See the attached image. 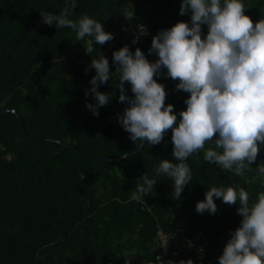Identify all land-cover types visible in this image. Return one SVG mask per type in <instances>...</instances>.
<instances>
[{
  "label": "trees",
  "instance_id": "16d2710c",
  "mask_svg": "<svg viewBox=\"0 0 264 264\" xmlns=\"http://www.w3.org/2000/svg\"><path fill=\"white\" fill-rule=\"evenodd\" d=\"M72 2L0 0V110L6 109L0 113V264H218L240 226L238 205L214 198L215 215L198 214L195 205L210 187L237 184L255 201L264 192V177L256 172L264 164V145L252 171L238 177L204 160V152L214 148V141L206 143L187 158L191 180L176 200L173 181L154 173L162 160L177 163L171 130L159 145L129 139L118 123L128 105L118 102L112 53L127 45L155 62L158 57L148 54L152 37L178 22L191 26V14H179L182 0H75L69 19L87 15L113 34L98 45L92 37L78 41L70 28L42 23L40 13L59 15ZM241 2L253 23L264 19V0ZM137 25L145 34L135 33ZM201 29L203 37L207 26ZM134 36L140 37L136 44ZM89 46L92 53L86 52ZM100 55L109 61L110 79L97 90L110 102L94 116L85 105L95 101L85 92L96 73L85 69ZM155 79L164 85L165 105L173 106L178 123L189 94L175 90L178 81L166 78V69ZM124 87L131 98V86ZM144 174L157 184L145 203H137L131 193ZM253 177L255 183L245 182ZM178 228L188 242L173 239L169 249L177 255L156 261L162 252L157 230L171 234Z\"/></svg>",
  "mask_w": 264,
  "mask_h": 264
},
{
  "label": "clouds",
  "instance_id": "9594fccd",
  "mask_svg": "<svg viewBox=\"0 0 264 264\" xmlns=\"http://www.w3.org/2000/svg\"><path fill=\"white\" fill-rule=\"evenodd\" d=\"M75 7L73 0L59 15L40 13L42 23L70 28L78 41L92 37L95 44L104 45L113 40V34L106 33L101 23L87 15L76 21L69 19ZM189 13L191 26L178 22L152 37L148 54L158 57L155 62H149L139 48L130 52L127 45L112 53L119 77L118 102L128 105L118 116V123L129 139L159 145L171 130L172 155L177 163L162 160L154 173L173 181L176 200L191 180L187 158L203 150L206 143L214 141V148L204 152V160L238 177L252 171L251 165L264 145V19L253 23L244 14L241 0H182L179 14ZM126 14L128 19L134 18L133 11ZM202 25L207 26L203 37ZM143 34L145 29L140 32ZM139 38L134 36L132 43ZM93 51L91 46L86 49L87 53ZM89 69L96 74L85 95L91 93L95 104L85 107L98 116V109L110 102L108 94L97 90L110 79L109 61L100 55L92 59L85 73ZM161 69H166V78L178 81L176 91L189 94L178 123L173 106L165 105L164 85L155 79ZM125 82L131 86V98L126 95ZM256 172L264 177V164L256 167ZM255 180L253 177L245 182L252 184ZM139 181L142 183L136 184L131 200L145 203L144 197L152 192L157 180L144 174ZM214 198L229 206L238 205L236 212L242 218L218 264H264V192L250 203L249 192L238 184L213 186L204 201L196 203L195 211L215 215L218 209Z\"/></svg>",
  "mask_w": 264,
  "mask_h": 264
},
{
  "label": "built area",
  "instance_id": "2783aa9c",
  "mask_svg": "<svg viewBox=\"0 0 264 264\" xmlns=\"http://www.w3.org/2000/svg\"><path fill=\"white\" fill-rule=\"evenodd\" d=\"M137 27L139 29L135 33L140 35V32L144 30V27L142 25H137ZM182 232H183V229H181V228L175 229L171 234H164L160 230H157L156 238L159 241L160 248L162 250L161 254L158 255L157 257H159L161 259V257H165V256H171V257L176 256L177 252L176 251L170 252L169 246H170L173 239L181 238L180 242H188V240L186 238H183ZM157 257H156V261H158Z\"/></svg>",
  "mask_w": 264,
  "mask_h": 264
},
{
  "label": "water",
  "instance_id": "95a60500",
  "mask_svg": "<svg viewBox=\"0 0 264 264\" xmlns=\"http://www.w3.org/2000/svg\"><path fill=\"white\" fill-rule=\"evenodd\" d=\"M3 111H6V109H5V108H2V109L0 110V113L3 112ZM9 111H10V112H13L12 110H9ZM15 118H16V120H17L19 126H20V129H22V131H23V127H22V125H21V123H20V121H19L18 116L15 115ZM23 134H24V132H23ZM25 140H27V141L30 142V143L32 142V141H30V140H28V139H26V138H25ZM142 143H143V142H141L140 146L142 145ZM140 146L138 147V149L140 148ZM96 159H97V158H96ZM100 160H101V161H107L106 158H101ZM108 161H110V160H108Z\"/></svg>",
  "mask_w": 264,
  "mask_h": 264
}]
</instances>
